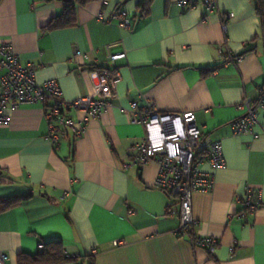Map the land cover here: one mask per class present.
Segmentation results:
<instances>
[{"label": "crops", "instance_id": "obj_1", "mask_svg": "<svg viewBox=\"0 0 264 264\" xmlns=\"http://www.w3.org/2000/svg\"><path fill=\"white\" fill-rule=\"evenodd\" d=\"M139 1L0 0V45L10 40L22 62L36 64L39 83L57 80L64 100L93 94L89 67L109 64L108 46L126 52L117 60L122 78L114 105L90 118L82 136L68 130L58 149L47 138L43 105L7 108L10 120L0 125V197H31L0 212L5 264H18L21 252L35 254L51 240L80 256L66 264H264V205L251 214L236 201L247 186L264 200V116L255 134L236 136L230 127L244 113V97L257 100L264 87L258 0H219L220 10L234 13L227 22L217 11L207 13L201 0L186 8L174 0L144 7ZM118 9L132 19L131 29L99 18ZM226 47L242 58L225 63ZM76 50L88 59H75ZM139 95L163 111H193L203 131L223 142L226 165L216 171L212 190L193 194L196 225L187 236L176 233L178 199L155 186L158 164L128 165L146 135L128 111ZM68 114L85 117L76 109ZM194 235L220 242L210 252L194 246Z\"/></svg>", "mask_w": 264, "mask_h": 264}, {"label": "built area", "instance_id": "obj_2", "mask_svg": "<svg viewBox=\"0 0 264 264\" xmlns=\"http://www.w3.org/2000/svg\"><path fill=\"white\" fill-rule=\"evenodd\" d=\"M180 7H194L197 0H174ZM207 13L217 11L227 22L234 17L232 11L220 10L219 0H201ZM99 18L105 21L117 20L125 29L132 28V19L124 9H118L112 16ZM206 18V17H205ZM224 27L226 25L224 24ZM108 46L109 64L89 69L93 83V94L80 96L68 101L62 98V88L57 80L50 79L43 83L37 80V65L24 63L10 40L0 45V125L10 120L7 108H17L25 103L41 104L45 108V116L49 123L47 138L54 149H58L61 140L71 130L75 136H82L90 118H99L113 105L117 96V88L122 78L117 60L126 57V52H113ZM225 63H235L242 55H234L229 48L222 50ZM88 54L76 50L75 59H88ZM143 101V102H142ZM239 107L243 115L230 122L231 133L240 136L246 133L255 134V127L264 116V87L257 100L245 96ZM76 109L85 112V117L75 120L68 111ZM133 123L142 124L146 129L145 137L133 148V159L130 166L143 167L150 162L159 166L155 186L168 191L180 203V224L176 233L180 236L191 234L196 225L193 215V194L197 191L212 190L215 185L216 171L224 168L226 160L223 142L206 134L196 121L191 110L167 112L161 110L155 101L144 99L142 95L131 102L128 108ZM207 167V168H205ZM68 192L63 194L67 197ZM237 202L245 205L248 213H255L264 205V200L253 186H247L243 195H237ZM174 212V207L167 209ZM220 240L213 236L194 235V246L204 247L214 252ZM122 241H116V244ZM40 249L44 244H40ZM7 254L0 251V264H5Z\"/></svg>", "mask_w": 264, "mask_h": 264}, {"label": "trees", "instance_id": "obj_3", "mask_svg": "<svg viewBox=\"0 0 264 264\" xmlns=\"http://www.w3.org/2000/svg\"><path fill=\"white\" fill-rule=\"evenodd\" d=\"M82 4H86L93 0H78ZM150 0H140L139 6L144 7ZM70 7H68L69 10ZM258 11L261 15L264 14V0H258ZM68 18L71 16V11H67ZM71 21V20H69ZM60 24L54 22L53 25ZM62 25V24H61ZM98 66L92 65L89 69L97 68ZM31 194L16 195L10 197H0V212L9 210L10 208L20 204L21 202L29 199ZM80 256L68 255L62 246L60 240H51L44 242V248L39 249L35 254L20 253L18 255V264H66L68 262H77ZM90 264H94L91 261Z\"/></svg>", "mask_w": 264, "mask_h": 264}]
</instances>
